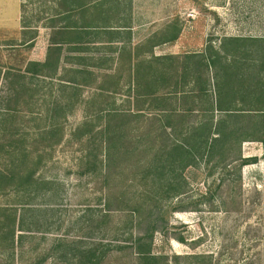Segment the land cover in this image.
Masks as SVG:
<instances>
[{"label": "rangeland", "instance_id": "1", "mask_svg": "<svg viewBox=\"0 0 264 264\" xmlns=\"http://www.w3.org/2000/svg\"><path fill=\"white\" fill-rule=\"evenodd\" d=\"M108 2L112 9L101 24L105 20L108 24L103 25H133L137 41L150 39L141 44L142 56L149 46L173 36L177 29H181L178 39L161 44L157 54L200 52L209 40L217 41L224 35L264 36V0ZM58 3L0 0V102L16 93L10 90L14 79H6L9 72H16L10 70L12 67L25 70L30 61H45L52 32L46 27L50 22L46 18L58 10ZM22 24L29 28L22 30ZM36 33L37 40L21 44ZM96 44L91 43L92 51L85 52V58H91H87L89 64H95L102 56L94 53L101 47ZM64 48L65 60L74 61V56L79 55L69 46ZM105 56L104 68L90 67L95 70L93 75L87 79L78 77L87 80L88 86L61 88L58 78L74 77L70 70L75 63L65 62L56 78L28 76L26 86L19 90V103L9 99L0 104L3 110L8 106L20 110L19 116L7 124L5 133L0 125V169L14 168V158L5 150L18 146L11 134L15 124L21 128L19 145L26 149L20 157L23 161L17 164L27 174L36 170L35 178L41 179L40 188L37 185L30 194L29 190L26 192L25 199L31 203L24 214L22 205L14 204L23 200L22 194L12 189L7 194L0 193L2 221L5 209L1 207H14L18 216H25L26 226L32 230L25 233L21 244L16 243L14 253L9 243L0 245L1 263L78 264L83 248L100 246L106 253L102 264H137L132 249L136 237L154 232L152 252L158 258L152 264H264L262 143L243 144V156L256 157L257 161L244 165L240 171L237 164L220 171L215 161L208 162L206 158L200 168H187L184 177L189 184L179 191V185L173 187L177 181L172 179L165 197L156 203L153 197H162L160 191H155L159 184L146 181L141 168L155 151L149 157L146 153L136 155L135 146L141 144L143 150L146 141L140 138L139 129L131 130H147L151 124L123 126L130 127V132L122 139H112V134L105 131L108 123L112 129L122 124L106 119L111 110L135 111L130 84L136 82V74L138 77L142 68L148 72L144 79L152 77L148 67L152 56H141L134 70L127 57L116 60L117 55L112 53ZM33 90L37 93L30 99ZM51 126L56 130L53 134ZM44 129L48 132L43 136L35 133ZM173 139L174 135L169 142ZM48 143L54 146L44 152ZM39 158L42 164L37 163ZM139 204L154 210L151 221L143 218L148 215L149 210H145L142 223L136 219L131 223L128 210L140 208ZM123 228L125 231H121Z\"/></svg>", "mask_w": 264, "mask_h": 264}, {"label": "trees", "instance_id": "2", "mask_svg": "<svg viewBox=\"0 0 264 264\" xmlns=\"http://www.w3.org/2000/svg\"><path fill=\"white\" fill-rule=\"evenodd\" d=\"M57 1L58 10L53 16L46 18L50 21L46 27L51 28L52 32L45 61H30L25 70L12 67L10 70L16 72H9L6 79H14L10 82V90L13 89L16 93L4 98L0 104L9 99L11 102L19 103L22 100L19 90L26 86L25 80L28 76L33 79L38 75L56 78L63 69L62 63L74 62L75 66L70 70V73L74 74L73 78L68 80L62 76L58 78L61 88L88 86L87 80L81 81L79 78L87 79L93 75L95 70L90 67L100 69L103 67L100 58L96 59L95 64H89L87 58H91L87 56L85 58L84 54L92 51V48H89L91 43H97L95 45L97 46L104 38L109 39L108 44H115L113 39L119 31L116 29L122 26L103 25L108 24L105 20L101 24L103 17L106 14L108 16L112 9L109 8L112 7L109 0ZM23 26L29 27L25 24ZM180 32L181 29H177L173 36L162 38L156 45L173 42L179 37ZM36 37L37 33L21 44L31 43ZM96 38L99 40L95 41ZM65 46H69L70 51L77 52L80 56L74 58V61L65 60ZM100 48L102 47L97 48L96 52H100ZM114 48H110L111 52L115 51ZM148 67L152 75L150 79L143 78L148 72L146 68H142L138 71V77L136 74V82L130 84L135 111L111 110L106 119L112 118L116 120L115 123L122 124L112 129L108 123L105 131L112 134V139H122L130 132V127L123 126L151 124L147 130L137 127H131V130L139 129L140 138L146 141L143 150H140V146L143 145L135 146L136 155L146 153L149 157L155 151L153 157L146 160L141 168L146 181L151 179L155 185L159 184L155 191H160L162 197L159 199L158 196H154L156 203L165 197V189L171 186L172 179L177 181L173 187L179 185V191L184 184L188 185L184 171L190 167L200 168V163L205 158L208 162L215 161L220 171H227L232 164H237L240 171L244 165L257 161L256 157L243 156L242 148L244 143L256 141L262 143L264 149V36L224 35L217 41L209 40L205 49L200 52L152 55ZM34 92L30 99L35 97L37 90ZM19 111L11 106L4 110L0 109V125L4 127L2 133L8 129L7 124L10 120L19 116ZM12 127H15L11 131L12 138L18 146L5 150L14 158L11 163L14 168L0 169V193L7 194L12 189L16 194H22L23 200L14 204L22 205L24 214V211L29 210L31 203L25 199L26 192L29 190L30 194L31 189L37 185L40 188L41 179L35 178L36 170L27 174L21 169V165L17 164L23 161L20 157L26 153V149L19 145L21 128L15 124ZM54 131L56 130L52 128V134ZM47 132L48 130L44 129L42 131L44 134L35 133L43 136ZM172 135L175 139L169 142ZM108 143L107 148L111 149ZM152 144L153 146H150ZM53 146L54 144L48 143L44 152ZM126 154H130V151H126ZM38 160L37 163L42 164L41 159ZM172 174L174 177L169 178ZM166 185L168 187H165ZM139 206L138 209L128 210L131 223H134L135 219L142 223L141 215L143 216L145 210L149 211L143 218L151 221V213L154 210L143 208L141 204ZM2 208L5 209V221L0 217V245L9 243L14 253L16 243L21 244L25 233L32 230L26 226L25 216L22 217V214L18 216L17 209L1 207V210ZM108 211L111 212L110 209ZM108 214L110 213L106 216H110ZM125 228L121 231H125ZM153 243L154 232L136 237L132 249L137 264H152V261L158 258L152 252ZM62 257L67 259L64 255ZM105 257L106 253L100 246H92L80 251L77 263L102 264Z\"/></svg>", "mask_w": 264, "mask_h": 264}, {"label": "crops", "instance_id": "3", "mask_svg": "<svg viewBox=\"0 0 264 264\" xmlns=\"http://www.w3.org/2000/svg\"><path fill=\"white\" fill-rule=\"evenodd\" d=\"M19 2H20V0H19ZM28 28L29 27H24L22 24V30H26ZM134 29L135 28L133 27V25H122V27L117 28L116 30H119V31L115 35L116 37L113 39V41L115 42V44H113V45L108 44L107 41L109 39H105V38L101 39V40H103L100 43V46L102 48H100V52H99L100 55H102V56H100L101 66H103L104 60L107 59V57H108L105 55H108V53H112L113 56L117 55L115 58L116 60H121V59L127 57V59L129 60L128 65H130L132 70H134V68L136 66V62L141 61L142 53H139V49L141 47L142 42L146 43V42H148V40H150L149 38H145L144 41L143 40L137 41L136 32L134 31ZM38 38H39V35L35 38V40H37ZM167 43H172V42H167ZM167 43H164V44H167ZM156 44H158V43H155L154 45L149 46V48H148L149 51H147V53L143 52V54H145V55H143L142 57H144L146 59H150V57L152 55H155V56L179 55V54H157L156 49L161 44L160 45H156ZM105 45H109V46L105 47ZM110 46L115 47L114 52H111ZM74 53H77V52H74ZM94 53H96V49H94ZM78 56H80V54ZM78 56H74V57H78ZM84 56H85V54H84ZM101 68H104V67H101Z\"/></svg>", "mask_w": 264, "mask_h": 264}]
</instances>
